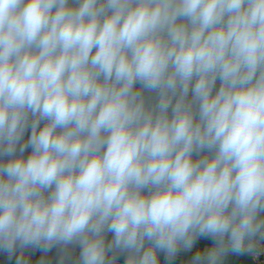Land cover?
<instances>
[{
  "label": "clouds",
  "instance_id": "clouds-1",
  "mask_svg": "<svg viewBox=\"0 0 264 264\" xmlns=\"http://www.w3.org/2000/svg\"><path fill=\"white\" fill-rule=\"evenodd\" d=\"M55 247L264 264V0H0V251Z\"/></svg>",
  "mask_w": 264,
  "mask_h": 264
},
{
  "label": "trees",
  "instance_id": "trees-1",
  "mask_svg": "<svg viewBox=\"0 0 264 264\" xmlns=\"http://www.w3.org/2000/svg\"><path fill=\"white\" fill-rule=\"evenodd\" d=\"M146 95H152V94H146ZM23 251L25 256H31L35 258L36 256L40 255L48 258L44 260L42 264H60V260L62 257V250L60 247H55L49 250L48 252H43L42 250L39 249H25ZM75 251L78 253V249H76ZM16 255H19V253L17 252ZM73 259H74V255H73ZM0 262H2V264H16V256L9 257L7 253L0 251ZM64 264H71V260L66 259Z\"/></svg>",
  "mask_w": 264,
  "mask_h": 264
},
{
  "label": "rangeland",
  "instance_id": "rangeland-1",
  "mask_svg": "<svg viewBox=\"0 0 264 264\" xmlns=\"http://www.w3.org/2000/svg\"><path fill=\"white\" fill-rule=\"evenodd\" d=\"M17 252L19 253V250Z\"/></svg>",
  "mask_w": 264,
  "mask_h": 264
}]
</instances>
